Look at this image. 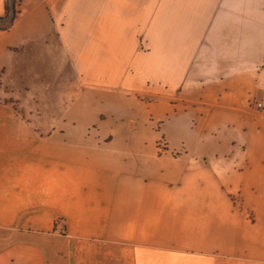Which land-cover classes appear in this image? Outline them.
<instances>
[{
    "label": "crops",
    "instance_id": "crops-1",
    "mask_svg": "<svg viewBox=\"0 0 264 264\" xmlns=\"http://www.w3.org/2000/svg\"><path fill=\"white\" fill-rule=\"evenodd\" d=\"M37 1L46 33L29 0L0 31V97L60 110H0V264H264V0H125L148 53L110 0Z\"/></svg>",
    "mask_w": 264,
    "mask_h": 264
},
{
    "label": "rangeland",
    "instance_id": "rangeland-1",
    "mask_svg": "<svg viewBox=\"0 0 264 264\" xmlns=\"http://www.w3.org/2000/svg\"><path fill=\"white\" fill-rule=\"evenodd\" d=\"M110 2H113L114 4L112 5L113 7L116 8V10L125 12V27L128 28L129 33L125 32L126 35H128L129 37L126 39L127 41H129V49L130 51L135 50V52H145L148 53L149 51V47L147 44V38H145L144 34H143V30L141 31V34L137 33V32H132V28H133V16L130 14L132 13V9H131V2L130 4L127 3V1H121V0H110ZM27 3V2H26ZM24 4L23 9H26L27 11L30 10H34L36 9V15L30 16L31 18V22L30 25L34 24V32H29V36L30 37H34V36H40V34L42 33H46V31L48 30V27L50 26V22L47 18L46 12L45 11V7L46 4H41L40 1L37 0H29V2L27 4ZM131 9V10H129ZM119 15H114V16H110L109 17V25L110 27V35L112 27L116 26L117 22L116 19L118 18ZM29 18V19H30ZM258 22L263 25V26H259L261 28L264 29V17H258ZM258 24V23H256ZM264 34V33H263ZM99 50V48H98ZM95 60V59H93ZM131 62L132 59L128 58L126 56V70L127 72L131 74L132 72V66H131ZM127 75V73H126ZM131 79V78H130ZM32 80V79H31ZM29 80V81H31ZM28 81V80H27ZM33 81V80H32ZM115 85V88H120L123 90H128L129 87L125 84L122 83V85L118 84ZM32 83H35V81H33ZM127 83V82H126ZM121 85V86H120ZM127 86V87H126ZM18 90V89H17ZM33 90V91H31ZM27 89V88H23L22 91V95L19 92H16L14 95L12 94H7V95H2V97H0V110L3 111H7L9 113L12 114L13 118L15 119H27L29 121L34 120V121H44V120H50L53 121L54 119L57 118V116H59V110H60V106H54L52 105V99L53 97H44V96H39L38 93L42 92V89H37L36 86H34L32 89ZM38 92V93H37ZM21 98V99H20ZM48 102H47V101ZM262 102L264 103V98L259 100V101H255V103H259ZM21 103L23 105H21ZM65 107V106H63ZM62 107V108H63ZM262 115H264V110H262ZM0 117L1 118H9L7 117L5 114L0 112ZM43 123V122H42ZM52 130L49 128L45 129V134H48V132ZM206 146V148L210 145H204ZM165 149V148H164ZM163 149V150H164ZM209 150V149H208ZM215 212V215H214ZM206 218L207 219H222V226L226 225L227 227V223H228V219H229V213H228V209L226 207H220L219 209H212V211L210 212H206ZM223 229V228H222ZM222 242L225 243L226 240L223 239L224 236V231L222 230ZM227 238V237H226Z\"/></svg>",
    "mask_w": 264,
    "mask_h": 264
},
{
    "label": "trees",
    "instance_id": "trees-1",
    "mask_svg": "<svg viewBox=\"0 0 264 264\" xmlns=\"http://www.w3.org/2000/svg\"><path fill=\"white\" fill-rule=\"evenodd\" d=\"M20 0H7L6 4V16L4 18H0V31L5 29L6 25L13 23L18 13V6Z\"/></svg>",
    "mask_w": 264,
    "mask_h": 264
},
{
    "label": "built area",
    "instance_id": "built-area-1",
    "mask_svg": "<svg viewBox=\"0 0 264 264\" xmlns=\"http://www.w3.org/2000/svg\"><path fill=\"white\" fill-rule=\"evenodd\" d=\"M256 108L258 110H261V111L264 110V103H262V102L256 103ZM57 230L61 231L62 230V226L61 225H57Z\"/></svg>",
    "mask_w": 264,
    "mask_h": 264
}]
</instances>
